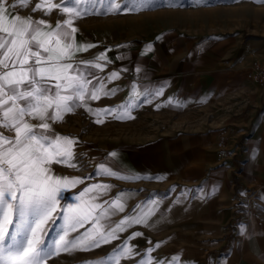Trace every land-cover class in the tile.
Returning a JSON list of instances; mask_svg holds the SVG:
<instances>
[{
	"label": "snow or ice",
	"instance_id": "snow-or-ice-1",
	"mask_svg": "<svg viewBox=\"0 0 264 264\" xmlns=\"http://www.w3.org/2000/svg\"><path fill=\"white\" fill-rule=\"evenodd\" d=\"M165 3L183 6L182 0H161L160 6ZM153 6V0H0V264H59L62 254L93 250H99L93 253L96 258L79 264H175L174 256L156 254L161 241H153L138 226L149 230L166 210L183 212L190 202L186 194L201 193L204 184L182 188L169 203L149 194L126 212V194L142 189H118L97 176L160 181L168 173L140 169L122 174L107 163L144 145L115 146L106 157L102 153L106 162L89 172L83 159L87 154L78 153V137L58 131L67 114L84 118L89 126L104 124L105 119L134 120L137 109L163 95L166 84L152 80L146 58L151 59L155 44H163L171 33L157 34L142 47L128 41L97 48L101 42L90 40L78 28L84 17L139 13ZM94 48V54L85 55ZM167 51L173 54L175 47ZM232 86L222 84L219 90ZM125 89L123 102L94 106ZM172 101L169 97L165 103ZM258 153L259 145H254L249 159H258ZM219 171L212 169L210 174ZM218 188L213 183L201 200L214 197ZM113 189L118 190L113 194ZM256 200L264 201V189ZM262 208L258 204L253 218ZM52 229L56 234L48 240ZM254 230H249V239ZM239 235L242 244L245 233ZM229 255L221 253L225 259ZM183 264H189L187 258Z\"/></svg>",
	"mask_w": 264,
	"mask_h": 264
},
{
	"label": "crops",
	"instance_id": "crops-1",
	"mask_svg": "<svg viewBox=\"0 0 264 264\" xmlns=\"http://www.w3.org/2000/svg\"><path fill=\"white\" fill-rule=\"evenodd\" d=\"M94 53L90 51L85 55ZM193 55L190 56L194 57ZM232 55L228 60H220L219 67L204 66L202 62H197L198 60H195L194 67L184 63L179 69L162 70L157 69V64H147L153 70L152 80L159 79L161 83L166 84L162 96L156 98L152 104H145L147 109H157L154 117L162 123L161 128L159 132L154 131L149 135L151 138L147 140L148 150H129L122 154L123 159L118 155L107 160L109 166L118 171L123 170L122 174L134 173L142 167L167 172L168 177L164 180H150L153 198H162L165 203L174 201L184 187L191 190L201 183L204 184V191L201 193L193 195L189 191L186 194L190 197V202L183 212L176 215L172 210H166L163 216L157 217L154 222V241H161V247L156 254L174 256L175 264H183L185 258L189 264H264V208L253 218L258 204L264 205V201L256 200V194L264 189V86L246 77L251 61L257 59L264 62V44L257 46L247 43ZM153 57L146 60L156 61L157 57ZM222 84L233 86L220 91L219 86ZM177 85H182V89L178 90ZM213 88L215 91H207ZM127 95L128 91L125 89L115 97L103 98L102 103L94 102V106L118 104L123 102ZM169 97H173V101L165 103ZM157 104L162 106L157 108ZM167 108L170 110L169 116ZM187 110H190V118L184 116L183 112ZM215 115H223V121L218 122L213 118ZM200 116L203 118L201 122L194 119ZM168 118L174 120L172 128L166 126ZM112 121L113 119H105V123ZM219 123L232 125L236 131V141L241 147L246 146L242 152V160L251 162L253 168L248 173L250 185L243 191L246 196L244 199H247L246 204L249 206L250 203L245 212V245H241V240L237 242L239 245L231 244V249L228 250L230 255L226 259L221 257V253H211L224 246V235L229 231L226 229L233 225L235 220L238 221L235 213L234 176L230 168H220L214 154L217 131L222 126ZM91 125L97 129L95 134L89 132V122L84 118L67 114L65 121L58 126V131L62 134L78 137L81 142L77 145L78 153H86L84 157L92 159L88 164L90 172L98 164L106 162L105 158H101L102 153L106 157V153L113 150L111 146L105 150L104 144L91 141L103 138V129L100 131L103 124ZM254 145H259L258 159L250 160V150ZM217 168L220 169L219 172L210 174V170ZM213 183L219 185L215 196L201 200V196L211 189ZM172 185L179 187L164 196L165 190ZM143 199L145 198L140 196L128 201L125 211H129ZM253 227L255 230L251 231L249 239V230ZM139 229L145 230L143 226ZM215 244H218L215 248L208 247Z\"/></svg>",
	"mask_w": 264,
	"mask_h": 264
},
{
	"label": "rangeland",
	"instance_id": "rangeland-1",
	"mask_svg": "<svg viewBox=\"0 0 264 264\" xmlns=\"http://www.w3.org/2000/svg\"><path fill=\"white\" fill-rule=\"evenodd\" d=\"M160 4L161 0H153L154 6L151 10H144L139 13L129 12L119 15L84 17L82 22L78 23V28L90 40L101 42L97 48L103 45H122L128 41H135L137 46L142 47L157 34L171 33L166 37L163 44H155L154 57H152L155 58L156 56L157 60H149L150 62L147 60V64L150 63L152 66L157 64V69L162 70L164 68L179 69L184 63L194 67L195 60L202 62L204 66L219 67L221 65L220 60H225V58L228 60L231 56L233 57L232 54H235L245 44L251 43L257 46L264 44V2H257V0H206L205 3L197 4L195 0H182L183 6L179 7H169L166 3L164 6H160ZM22 14L27 13L25 11ZM220 37H224V39H220ZM202 38L204 42L200 43ZM173 46L175 52L170 54L167 49ZM96 50V48L90 49L89 53L90 51L94 53ZM186 57H189V60L185 59ZM255 61L264 65L263 60L256 59ZM255 61H251V65ZM167 111L169 116L170 110L168 108ZM154 112L157 113V109H147L145 105H142L135 111L134 120L119 121L113 119L112 122H106L102 128L99 127L100 131L103 129V138L100 139L99 137V139L91 141L104 144L105 150L109 148L108 146L114 148L118 145H144L143 150H148L147 140L151 138L149 135L154 131L159 132L162 124L159 119L154 117L156 116ZM183 113L185 117L190 118V110ZM213 118L222 122L224 117L223 115H215ZM194 119L201 122L203 118L200 116V118ZM173 123L174 120L171 118L166 120L168 128H172ZM219 125L222 126L217 131L214 154H216L219 165L230 168L234 176L235 213L238 216V221L235 220V223L226 229L229 231L224 235V246L211 252L215 255L217 252L224 253L230 250L231 244H238L237 242L241 240L240 231H243L245 235L247 233L246 226L244 229H240L238 222L242 220L240 223L245 225V212L250 203L249 206L246 204L247 199H244L246 196L240 190H244L246 186L250 185L248 173L253 170L251 162L242 160V152L246 146L241 147L238 144L235 139L237 137L236 131L232 125H224L223 123H219ZM88 130L93 132L92 134L97 132L94 125L88 126ZM83 159L88 164L92 162L91 158L83 157ZM144 169L149 170V168ZM88 171L90 172V170ZM122 171L120 170L121 173ZM96 179L102 178L97 176ZM107 180L118 185V189H142L139 193H127L125 196L127 202L133 198L138 199L140 196L145 198L151 194L150 180L147 179L123 181L122 183L114 177ZM118 189H113V194ZM144 231L154 241L153 228ZM55 234L56 229H52L47 239L51 240ZM241 245H245V242H242ZM216 246L218 244L208 247L215 248ZM104 247L110 251L109 246ZM98 251L93 250V253ZM93 253L62 254L59 264H79V260L95 259Z\"/></svg>",
	"mask_w": 264,
	"mask_h": 264
},
{
	"label": "built area",
	"instance_id": "built-area-1",
	"mask_svg": "<svg viewBox=\"0 0 264 264\" xmlns=\"http://www.w3.org/2000/svg\"><path fill=\"white\" fill-rule=\"evenodd\" d=\"M246 77L250 81L264 86V65L255 61L248 70Z\"/></svg>",
	"mask_w": 264,
	"mask_h": 264
}]
</instances>
